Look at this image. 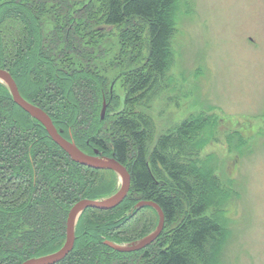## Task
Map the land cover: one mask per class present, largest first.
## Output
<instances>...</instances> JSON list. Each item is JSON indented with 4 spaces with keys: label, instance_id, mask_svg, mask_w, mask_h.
<instances>
[{
    "label": "trees",
    "instance_id": "1",
    "mask_svg": "<svg viewBox=\"0 0 264 264\" xmlns=\"http://www.w3.org/2000/svg\"><path fill=\"white\" fill-rule=\"evenodd\" d=\"M77 1L0 0V21L9 12H19L31 28V37L22 40L23 49L19 47L16 56L9 61L7 55L4 56L6 43L0 24V68L12 74L23 97L46 111L66 138L78 146L89 147V151L94 147L105 150L103 154L125 165L131 175L130 190L117 207L109 210L87 208L83 211L78 221L82 223V230L78 235L76 229L73 250L56 264H90L91 259L96 264H102V258H107L106 264H129V259H137L132 256L138 253L150 259V264H192V254L205 253L206 245L220 231L219 225L205 216L208 196L203 193L204 186L197 189L200 181L204 184L202 179L215 180L216 177L210 171L195 170L197 180L193 181V167L171 159L167 150L174 136L177 141L184 142L198 127L193 129L194 124L185 121L174 134L161 137L158 145L152 151L148 150L147 117L135 113L123 117L122 111L116 110L112 82L108 88L103 73L97 68L106 56L101 40H91L93 35L99 37L105 30L103 26H98L99 20L94 15L96 5L87 3L77 8ZM176 2L107 0L104 4L101 18L106 25L128 27L121 32L122 38L130 34L139 43L141 37L136 29L141 26L147 28V59L154 75H140L130 87L128 100L131 95H134L132 101L145 98L158 77L165 75L174 30L171 15ZM22 41H19L20 44ZM123 53L121 51V57ZM125 74L122 72L120 76ZM1 85L4 84L0 81L5 102L1 105L0 101V141L2 134L5 140L0 143V169L7 171H0V177L25 180L12 186L20 187L26 197L18 201L13 196L6 200L0 198V213L6 219L3 228H0V264H21L26 259L61 248L62 245L55 249L50 246H54L53 242L57 239H62L64 233L66 235L65 224L71 206L82 198L108 196L102 195L106 192L95 190V187L110 176L116 177V173L74 162L52 140L45 127L18 106L8 89L4 91ZM30 88L37 91L32 94ZM104 102L108 105L102 116ZM10 128H16L17 132L7 131ZM108 130L109 133L106 132ZM162 166L169 174L167 181L163 182L159 178L163 175ZM105 173L110 175L105 176ZM164 182H170L173 188L164 190ZM195 182L198 185L195 186ZM111 185L105 190H110ZM9 190L11 188L7 184H0V196L3 197ZM141 200L154 201L164 211L165 225L159 237L149 247L133 253L117 251L105 245L104 239L117 243L134 241L128 237L122 239L123 233L116 232L118 223L122 225L145 208L156 214L149 206L137 209L136 205ZM46 212L53 216L46 222L58 223L60 232L57 238L56 231L49 237L44 235L42 226L32 231L23 229L28 224H42ZM17 224L19 226L15 229L10 228L8 237L3 236L10 225ZM171 227L173 231L168 233L166 229ZM168 238H171L170 242L166 241ZM91 240L97 246L87 243ZM96 247L99 250L96 251Z\"/></svg>",
    "mask_w": 264,
    "mask_h": 264
},
{
    "label": "rangeland",
    "instance_id": "2",
    "mask_svg": "<svg viewBox=\"0 0 264 264\" xmlns=\"http://www.w3.org/2000/svg\"><path fill=\"white\" fill-rule=\"evenodd\" d=\"M89 1L78 0L77 8L87 3L96 5L94 15L99 20L98 26L105 28L99 37L91 36V40L99 39L102 48L105 47L106 57L97 68L103 73L108 88L112 82L116 110L122 111L123 117L134 113L147 117L148 150L152 151L161 137L174 134L185 121L192 122L193 129L198 127L184 142L174 136L167 150L171 159L193 167V181L197 180L195 170L210 171L216 177L215 180L202 179L204 184L201 181L200 185L194 184L198 185V190L204 186L203 193L208 196L205 216L217 223L220 231L206 245L205 253L192 254V264H264V0H177L171 15L174 30L165 75L158 77L157 83L140 101H132L134 95L128 100L127 94L140 75H154L147 59V28L140 25L136 29L141 37L139 43L130 34L122 38L121 32L128 27L112 28L101 18L107 0ZM8 14L0 24L6 43L4 56L10 61L19 47L23 49L22 40L31 37V28L19 12ZM120 50L125 51L122 57ZM122 72L126 74L121 77ZM1 86L4 91L8 89L6 84ZM29 90L32 94L37 91ZM0 101L1 105L5 102L1 91ZM8 130L17 132L16 128ZM3 137L4 134L2 141ZM161 173L159 178L163 182L169 174L163 166ZM107 175L110 174L105 173ZM112 177L95 190L106 192L102 195L109 194L105 197L113 195L119 190L121 180L117 174ZM22 182L25 180L18 177L6 180L1 176L0 184H7L12 191L0 198L6 200L13 196L17 201L25 198L20 187L12 186ZM111 183L108 192L105 188ZM170 187L173 188L170 182H164V190ZM156 214L151 209H142L122 225L118 223L116 232L123 233L122 239L138 240L156 229L159 221ZM44 215L42 224H28L23 229L32 231L42 226L44 235L49 237L56 231L57 238L58 223L46 222L53 217L50 212ZM5 220L0 213L1 229ZM11 226L3 236L8 237L10 228L15 229L19 224ZM81 228L82 223H78V235ZM65 241L64 233L50 248L63 246ZM166 241L170 242L171 238ZM87 243L95 244L92 240ZM141 255H133L137 259H129V264H150V259ZM106 259L102 258V264H106ZM90 264L96 262L91 259Z\"/></svg>",
    "mask_w": 264,
    "mask_h": 264
},
{
    "label": "water",
    "instance_id": "3",
    "mask_svg": "<svg viewBox=\"0 0 264 264\" xmlns=\"http://www.w3.org/2000/svg\"><path fill=\"white\" fill-rule=\"evenodd\" d=\"M0 81L7 85L14 102L25 112H27L32 118L39 121L45 127L52 140L57 145H59L74 162L90 168L113 170L117 175H119L121 180V186L119 190L113 195L97 199L83 198L72 206L67 217L66 241L61 248L46 255L31 257L21 263L56 264L57 262L64 259L73 250L76 241V225L83 211L87 208L108 210L119 205L129 192L131 186V175L127 167L114 157L88 154L78 147V145L73 140H69L68 138L64 137L62 134L63 130L58 129L55 126L51 116L46 111L22 96L18 84L16 83L12 74L4 68H0ZM106 108L107 103L104 102L102 107V116H104ZM144 206L152 207L158 213L159 221L156 229L138 240L125 243H116L114 241L107 240V245L117 251L132 252L148 246L159 237L164 229L165 224L164 211L159 204L149 200L140 201L137 203L136 208L139 209Z\"/></svg>",
    "mask_w": 264,
    "mask_h": 264
},
{
    "label": "flooded vegetation",
    "instance_id": "4",
    "mask_svg": "<svg viewBox=\"0 0 264 264\" xmlns=\"http://www.w3.org/2000/svg\"><path fill=\"white\" fill-rule=\"evenodd\" d=\"M62 134H63V132H62ZM64 136V135H63ZM87 143H89V141H87ZM83 151H86V152H88V150H86V149H88L89 147H86V146H83V145H80L79 146ZM92 150H93V153L95 154V155H100V154H103V152H105V150H101V149H98V148H96V147H94V148H92ZM91 150V151H92ZM104 155H106V154H104ZM107 240H109V239H104L103 240V242L106 244V241ZM109 241H114V240H109ZM107 245V244H106Z\"/></svg>",
    "mask_w": 264,
    "mask_h": 264
},
{
    "label": "bare ground",
    "instance_id": "5",
    "mask_svg": "<svg viewBox=\"0 0 264 264\" xmlns=\"http://www.w3.org/2000/svg\"><path fill=\"white\" fill-rule=\"evenodd\" d=\"M165 225V224H164Z\"/></svg>",
    "mask_w": 264,
    "mask_h": 264
}]
</instances>
